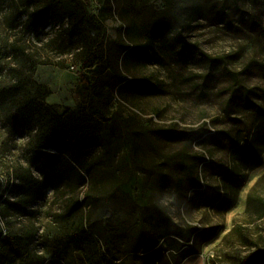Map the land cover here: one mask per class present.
<instances>
[{
	"label": "rangeland",
	"instance_id": "374dc122",
	"mask_svg": "<svg viewBox=\"0 0 264 264\" xmlns=\"http://www.w3.org/2000/svg\"><path fill=\"white\" fill-rule=\"evenodd\" d=\"M23 5L0 0V264H177L158 209L196 229L179 264L264 252V0H67L38 37ZM39 87L45 111L22 116ZM83 112L86 184L62 160L52 187L33 153L52 115Z\"/></svg>",
	"mask_w": 264,
	"mask_h": 264
},
{
	"label": "trees",
	"instance_id": "16d2710c",
	"mask_svg": "<svg viewBox=\"0 0 264 264\" xmlns=\"http://www.w3.org/2000/svg\"><path fill=\"white\" fill-rule=\"evenodd\" d=\"M66 4L67 0H24V10L21 16L25 17L28 30L38 37L45 28L51 25L54 19L61 15L58 13V10L66 6ZM65 17L68 25L76 33L78 25L81 24L82 21L78 20L74 12L67 13ZM157 31H160V29ZM149 50V42L137 46L126 47L123 60H126L128 55H133L141 59ZM208 59L211 62H216V60ZM40 90L41 88L39 87L35 101L20 106L19 113L22 116L31 119L42 116L45 111L42 101L48 96V92L40 93ZM18 93V88H10L8 91L3 92L2 96L3 98L10 99ZM257 113L261 114V117L264 119L263 111L257 109ZM49 121L52 125L53 132L38 143L37 149L33 153V161L40 162L43 173L48 178V183L52 187H56L58 181L62 177L59 170V163L62 160L64 161V165L70 167L76 173L79 185L84 186L86 184V176L82 174V172L85 171L88 173L86 164L94 148L93 142L85 137L89 129L88 116L84 112L80 116L65 113L62 115H52ZM232 147L238 151H242L245 147L249 149L251 155L256 153V148L254 146L250 144L240 146L239 142L236 140H232ZM189 182L192 188L201 189V185L197 179L190 178ZM166 183L167 180L163 179L162 184L166 185ZM151 217L153 225L159 228L160 237L167 249L174 253L173 257L179 258L177 264L193 254L194 247H186V244L192 241L196 233L195 228L175 223L162 209L155 210ZM84 235L86 236V234ZM0 242L9 243L11 247L9 238H6V235L3 236L1 228ZM69 242L71 245L77 246V240L73 236L70 238ZM254 263L264 264V252L250 256L244 264Z\"/></svg>",
	"mask_w": 264,
	"mask_h": 264
}]
</instances>
